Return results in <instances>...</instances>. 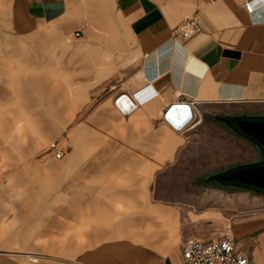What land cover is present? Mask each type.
I'll list each match as a JSON object with an SVG mask.
<instances>
[{"label": "crops", "instance_id": "obj_1", "mask_svg": "<svg viewBox=\"0 0 264 264\" xmlns=\"http://www.w3.org/2000/svg\"><path fill=\"white\" fill-rule=\"evenodd\" d=\"M246 1L0 0V264H32L20 254L42 247L181 264L188 241L226 237L264 264L263 192L217 185L203 208L151 195L205 110L264 117V0L254 13ZM192 17L199 30L182 40ZM179 104L194 116L183 129L165 119ZM44 208L66 218L49 244Z\"/></svg>", "mask_w": 264, "mask_h": 264}, {"label": "rangeland", "instance_id": "obj_2", "mask_svg": "<svg viewBox=\"0 0 264 264\" xmlns=\"http://www.w3.org/2000/svg\"><path fill=\"white\" fill-rule=\"evenodd\" d=\"M231 113L212 109L204 111L186 153L156 177L151 192L154 199L188 201L198 208L209 206L216 202L223 189L217 186L220 185L215 180L217 174L241 164L262 160L264 155L260 148L237 134L226 123L225 118L229 119ZM234 189L236 199L242 198L244 192L239 188ZM42 217V240L49 244L53 236L63 233L66 218L53 216L47 208H44ZM20 255L32 264H88L83 261L81 254L72 255L68 250L54 255L42 247L41 252L34 254L30 251L27 255Z\"/></svg>", "mask_w": 264, "mask_h": 264}, {"label": "built area", "instance_id": "obj_3", "mask_svg": "<svg viewBox=\"0 0 264 264\" xmlns=\"http://www.w3.org/2000/svg\"><path fill=\"white\" fill-rule=\"evenodd\" d=\"M210 1L215 2L217 0ZM245 6L250 13H254L257 9L253 0L246 1ZM198 30V20L196 17H192L182 23L175 34L182 40H185L190 38ZM115 103L125 114H130L137 108L135 102L126 94L118 96ZM174 106L170 107L165 114V119L169 123L171 121L168 119V114ZM55 155L57 158H60L62 153L57 152ZM181 264H249V259L239 251L233 237H226L223 240L214 242L200 240L188 241L184 249L183 262Z\"/></svg>", "mask_w": 264, "mask_h": 264}, {"label": "water", "instance_id": "obj_4", "mask_svg": "<svg viewBox=\"0 0 264 264\" xmlns=\"http://www.w3.org/2000/svg\"><path fill=\"white\" fill-rule=\"evenodd\" d=\"M227 124L240 136L253 142L264 155V117H233ZM235 124V125H234ZM220 185L246 188L264 193V156L257 163H246L217 174Z\"/></svg>", "mask_w": 264, "mask_h": 264}, {"label": "bare ground", "instance_id": "obj_5", "mask_svg": "<svg viewBox=\"0 0 264 264\" xmlns=\"http://www.w3.org/2000/svg\"><path fill=\"white\" fill-rule=\"evenodd\" d=\"M192 117H194L192 109L186 104L175 105L168 114V119L177 129H183Z\"/></svg>", "mask_w": 264, "mask_h": 264}, {"label": "flooded vegetation", "instance_id": "obj_6", "mask_svg": "<svg viewBox=\"0 0 264 264\" xmlns=\"http://www.w3.org/2000/svg\"><path fill=\"white\" fill-rule=\"evenodd\" d=\"M235 125V124H234Z\"/></svg>", "mask_w": 264, "mask_h": 264}]
</instances>
